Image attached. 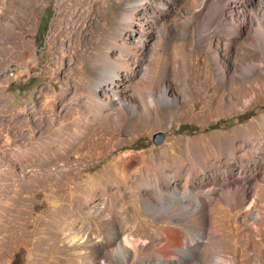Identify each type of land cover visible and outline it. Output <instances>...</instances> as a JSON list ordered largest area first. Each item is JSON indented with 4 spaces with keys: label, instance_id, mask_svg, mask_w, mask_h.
Wrapping results in <instances>:
<instances>
[{
    "label": "rangeland",
    "instance_id": "374dc122",
    "mask_svg": "<svg viewBox=\"0 0 264 264\" xmlns=\"http://www.w3.org/2000/svg\"><path fill=\"white\" fill-rule=\"evenodd\" d=\"M219 20L211 0H0L10 264L40 238L58 242L53 264H71L73 249L84 255L72 264H122L112 253L130 239L128 264H264V53L242 37L225 50ZM109 66L114 83L102 80ZM174 194L190 212L159 216ZM197 195L230 201L206 205L201 220ZM169 227L195 241L176 260L157 252Z\"/></svg>",
    "mask_w": 264,
    "mask_h": 264
},
{
    "label": "bare ground",
    "instance_id": "6f19581e",
    "mask_svg": "<svg viewBox=\"0 0 264 264\" xmlns=\"http://www.w3.org/2000/svg\"><path fill=\"white\" fill-rule=\"evenodd\" d=\"M258 1L259 2H263V0H211V2H213V4H215L216 10H217V12H218V14L220 16V20H219V25L218 26H220L219 28L224 34V37L222 36L223 37L222 40L224 41L223 43H224V49L225 50H230L231 49L232 44H233V39H235V38L237 39L239 37H242V38L245 39V41H247L249 43V45L251 47H254V48H257V49H261L263 51V53H264V8L260 7L259 5H255V3L258 2ZM245 9H251V13L249 14L247 11H245ZM238 12H239V14H238ZM225 13H227L228 16L231 15L230 18H231L232 21L237 19L238 20L237 23L233 24L229 20L227 21L226 18H225L226 17ZM249 28L252 29V32H250V33L247 32V30ZM245 31H246V33H245ZM248 67L250 68L252 66L249 65ZM102 73H104V76H105V77H103L102 80H104V78H108L110 81H112V80H116L118 78V74L110 66H109V68H104ZM225 86H226V78H225V76L224 75H219V81H218V85H217V92L221 93L222 90H224ZM149 100L152 101L153 99H149ZM237 102H240V100L237 99ZM162 104L164 106H166V107H171L170 106V102H169V100H167L166 96H164ZM127 108L129 109V111L132 114H136V106L134 104L127 105ZM165 113H166V111H165ZM102 114H103V112H102ZM119 114H118V116H119ZM87 115H88V113H87ZM122 115H124V114H122ZM165 116H168V115H165ZM125 117H126V114H125ZM96 119H94V120H96ZM125 119H127V118H125ZM128 119L129 120H128V125L127 126H130V125L132 126V122H135V121H133L134 119H132V118H128ZM127 126H126V128H127ZM88 135L90 136V134H88ZM85 136H87V135H85ZM86 139H87V137H86ZM89 140L90 139H88V142H89ZM77 144H79V143H77ZM180 167H181V165H180ZM142 179H143V177L140 176L137 179V183H141L140 181H143ZM167 197H168L167 198L168 199V201H167L168 204H164L165 206H162L164 208V210L162 212H157L158 211V209H157L158 206L157 205L156 206L151 205L150 204L151 201L149 202V204L146 203L150 207L149 212H157L159 216H160V214H165V213L169 212V214H171L172 216H176V217H179V216L183 217L184 215H187L190 212V207H189V205L186 204V200H184V198L181 197L179 194H174L172 196H167ZM218 198L219 199L215 200L214 197H212V196L202 197L200 195H197V196L193 197V200L197 203L196 205L198 206V208L195 210V213L199 216V218L201 220H203V218L207 215L206 210L203 209L206 205H210L211 206V205H213L214 202L217 203V201H219V200H221V201L222 200L230 201V197H228V196L227 197H218ZM146 201H148V200H146ZM178 205L182 206L181 210H177L175 208V206H178ZM99 208H103L104 210H105V208L107 209V207H104L103 205H99V206L93 207L94 210L99 209ZM120 217H122V215ZM112 220H113V218H112ZM124 221L125 222L122 223V228L123 227L124 228H128L130 221L129 220H125V219H124ZM193 223L194 222L192 220H188L186 223H184V226H186L188 228ZM200 223L203 224V221L200 222ZM118 225H120V224H118ZM202 236H203V233H199V235L197 234L196 235L197 241H200V237L202 238ZM162 237H163V240H166V242L167 241H169V242L164 244V246H162L161 248L159 246V249L157 250V252L159 254L163 255L164 257H170V256L172 257L173 256L172 254H175V256L172 257L173 260L179 259V257L177 258L176 254L179 255L182 252L190 251L191 250V245H193L194 242H195L194 239H193L192 241L187 243V246H185L183 242H186V240H187L186 237H184V235L182 234V232L179 229H176L174 227H169V228L165 229L164 232H163V236ZM130 241H131V239L130 240H125V242L123 243V246L121 245L122 247H119V248L115 249V251L112 253L114 256H117V257L119 256L120 258L123 259V260H121L122 264H128V260H125V257H126V253L128 254V250H131V248H132L131 247L132 245L130 246V244H131ZM153 244L155 245V243H153ZM149 245H151V244L149 243ZM131 255H132V253H131ZM130 257L131 256L129 255V260H130ZM114 258H116V257H114ZM116 261L117 260H112L110 262V264H115V263H117ZM222 261L223 260H221L220 258H217V260H216L217 263H222Z\"/></svg>",
    "mask_w": 264,
    "mask_h": 264
},
{
    "label": "crops",
    "instance_id": "0c3cea01",
    "mask_svg": "<svg viewBox=\"0 0 264 264\" xmlns=\"http://www.w3.org/2000/svg\"><path fill=\"white\" fill-rule=\"evenodd\" d=\"M2 231L3 230H0V264H10L9 263V257L4 253V243L2 242L4 237H3V234H1ZM62 231H64V230H62ZM64 233H65V231H64ZM41 239L42 238H40L38 242L33 243L31 248L28 249V251H25V255L23 256V258L20 259L19 261L17 260L19 262L18 264H53L51 257L54 253V249L56 248V245L58 244V242L56 244H54L52 241H49L46 243V242H42ZM22 241H24V238H22ZM18 242H20V241H18ZM24 243H25V241H24ZM21 244H23V243L21 242ZM17 245L15 246V248H13V250L11 252H15L18 249ZM80 252L78 251V249L72 250L73 262H76L79 260V258L75 257V256L84 255L83 253H80ZM11 254H12L11 257L13 260L14 254L13 253H11ZM80 261L81 260H79V262Z\"/></svg>",
    "mask_w": 264,
    "mask_h": 264
},
{
    "label": "water",
    "instance_id": "95a60500",
    "mask_svg": "<svg viewBox=\"0 0 264 264\" xmlns=\"http://www.w3.org/2000/svg\"><path fill=\"white\" fill-rule=\"evenodd\" d=\"M164 138H165V136H164V133H162V132L155 134L153 136V144H155V145L162 144L164 141Z\"/></svg>",
    "mask_w": 264,
    "mask_h": 264
}]
</instances>
